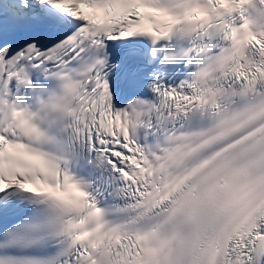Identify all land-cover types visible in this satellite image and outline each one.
Segmentation results:
<instances>
[{"label": "snow or ice", "instance_id": "6c2138e0", "mask_svg": "<svg viewBox=\"0 0 264 264\" xmlns=\"http://www.w3.org/2000/svg\"><path fill=\"white\" fill-rule=\"evenodd\" d=\"M0 264H264V0H0Z\"/></svg>", "mask_w": 264, "mask_h": 264}]
</instances>
